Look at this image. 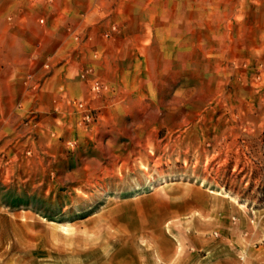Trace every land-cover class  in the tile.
<instances>
[{
  "label": "rangeland",
  "instance_id": "374dc122",
  "mask_svg": "<svg viewBox=\"0 0 264 264\" xmlns=\"http://www.w3.org/2000/svg\"><path fill=\"white\" fill-rule=\"evenodd\" d=\"M123 7L98 37L113 48L96 123L39 138L22 116L0 137V264H202L214 248L264 264V78L201 70L211 44H264V0ZM168 44H205L204 59L170 74Z\"/></svg>",
  "mask_w": 264,
  "mask_h": 264
},
{
  "label": "crops",
  "instance_id": "0c3cea01",
  "mask_svg": "<svg viewBox=\"0 0 264 264\" xmlns=\"http://www.w3.org/2000/svg\"><path fill=\"white\" fill-rule=\"evenodd\" d=\"M125 16L123 0H44L38 3L32 0H0V137L5 130H12L14 121L22 116L21 122L26 120V128L36 130L39 138L47 128L51 129L52 135L59 136L62 129L73 125L78 127L79 113L68 103V97H89V83L81 80L79 75L86 64H94L97 73L105 75L106 59L113 47L98 37L111 22L122 23ZM41 18L45 19L44 23L39 22ZM69 26L78 31L90 30L96 36L95 44L91 47L84 44L86 46L74 51ZM204 45L168 44L175 52L164 55L168 61L164 69L170 74L178 71L187 73L190 58L204 59ZM211 45L214 49L212 64L206 63L205 68L203 63L201 70L211 73L212 78L227 79L232 84L253 79L255 75L264 78V44ZM114 47L117 53L124 49L123 44ZM95 49L100 51L99 59L93 58ZM52 54V68L47 70L43 64ZM28 72H33L42 81L36 95L29 92L23 83ZM181 98L183 112L187 110L188 99L183 93ZM183 106L186 107L184 110ZM237 125L248 131L258 128L261 123L245 121L242 124L237 122ZM229 252V249H210L199 255L200 261L202 264H231L233 259L231 254H227ZM242 253L234 255L245 259L247 251L244 255Z\"/></svg>",
  "mask_w": 264,
  "mask_h": 264
},
{
  "label": "built area",
  "instance_id": "2783aa9c",
  "mask_svg": "<svg viewBox=\"0 0 264 264\" xmlns=\"http://www.w3.org/2000/svg\"><path fill=\"white\" fill-rule=\"evenodd\" d=\"M32 1L38 3L44 0H32ZM46 1L52 2L53 0H46ZM39 22L44 23L45 19L41 18ZM118 30H119L118 24L112 23L108 29L102 32V36L104 38H110ZM68 31L70 32L75 44V47L73 48L74 51L79 50L81 46L84 45L82 44L83 41H89L93 37L92 34L90 33L87 34L86 37L82 36L81 32L72 26L68 27ZM53 58H54V54L50 55L47 58V60L43 64V67L45 69L50 70L52 68ZM93 58L98 59L99 52L94 51ZM79 75L81 80L89 83L90 86L89 97L86 99H77V98L72 99L68 97V103L71 106L75 107L76 111L79 113V119L77 125L80 128H88L93 124H95L99 118L97 108L93 106L92 100L93 98L103 94V84L98 76L95 65L92 63L86 64L80 70ZM23 83L26 86L27 90L31 92L33 95H36L42 87V81L37 79L33 72H28L24 76ZM34 112L35 111L32 112V115H34ZM69 143L73 145L75 141H69Z\"/></svg>",
  "mask_w": 264,
  "mask_h": 264
}]
</instances>
